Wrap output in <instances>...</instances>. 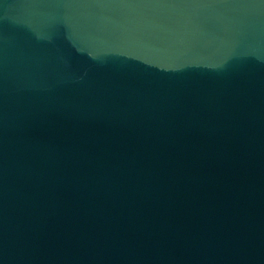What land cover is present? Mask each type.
Returning <instances> with one entry per match:
<instances>
[{"label": "water", "instance_id": "1", "mask_svg": "<svg viewBox=\"0 0 264 264\" xmlns=\"http://www.w3.org/2000/svg\"><path fill=\"white\" fill-rule=\"evenodd\" d=\"M0 264H264V0H0Z\"/></svg>", "mask_w": 264, "mask_h": 264}]
</instances>
